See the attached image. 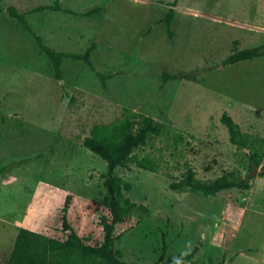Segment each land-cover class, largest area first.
<instances>
[{"label":"rangeland","instance_id":"obj_1","mask_svg":"<svg viewBox=\"0 0 264 264\" xmlns=\"http://www.w3.org/2000/svg\"><path fill=\"white\" fill-rule=\"evenodd\" d=\"M56 1L0 0V264L22 226L65 237L58 213L67 192L74 196L68 211L74 229L102 239L97 215L109 199L101 176L107 162L83 139L126 108L171 129L136 150L156 159L159 171L135 162L116 168L131 185L125 194L148 208L131 211L135 225L115 242L122 259L160 258L164 232V259L198 245L193 259L180 264H264V53L223 63L234 50L264 44V0H58L62 9L31 12ZM9 5L28 12L31 27L57 50L83 52L94 43L95 70L112 74L106 85L74 57L63 59L57 79ZM96 6L101 11L90 16L65 11ZM224 111L256 145L231 143ZM255 149L260 164L249 188L208 196L169 187L188 166L202 180L232 169L245 176Z\"/></svg>","mask_w":264,"mask_h":264},{"label":"trees","instance_id":"obj_2","mask_svg":"<svg viewBox=\"0 0 264 264\" xmlns=\"http://www.w3.org/2000/svg\"><path fill=\"white\" fill-rule=\"evenodd\" d=\"M44 9H62L58 0L54 4H42L34 7L31 12ZM9 15L18 21L33 37L41 53H44L50 60L54 75L57 79L62 78V62L66 57L82 59L100 77L102 84L106 85V79L112 74L95 70L90 55L95 46L91 43L83 52H67L57 50L45 43L29 24L28 12H22L15 5L7 7ZM65 11L80 15H94L101 11L100 6L92 7L85 11L77 12L73 9ZM174 16V9L165 15V23L169 36L174 35L171 23ZM264 53V44L254 47L234 50L223 59V63H234L243 59L259 56ZM180 74L173 75L174 77ZM172 76V75H171ZM167 74L164 73L163 81H166ZM221 122L227 127L229 139L237 148H248L255 144L257 138L244 134L239 123L224 111L220 117ZM170 126L163 121L156 119L149 113L126 108L120 118L109 122H99L92 126L90 133L83 139V145L91 151L99 154L107 162V171L102 173L103 185L107 190L109 199L106 203L98 204L99 213L97 224L103 231L101 240H95L92 232L79 234L69 221L68 211L74 202L72 193L67 192L58 217L61 230L65 233L64 238L46 235L29 227L19 228L12 249L4 264H133L122 259V251L115 246L123 234L132 228L136 222L131 221V211L135 208L147 210L145 204L137 203L125 194V190L131 185L116 172L118 166L128 167L135 162L144 169L159 171V163L149 155L139 156L137 148L146 145L152 136L167 133ZM256 145V144H255ZM250 166L260 164V153L258 149L248 153ZM264 175V169L260 172ZM251 176H242L236 169L225 170L212 179L202 180L196 176V172L188 166L179 180L169 183L172 190H190L191 192H202L208 196H215L218 192L237 187L249 188ZM96 203V202H94ZM120 227L119 229H117ZM165 233L162 232V254L160 258L149 264H180L193 259L198 245L178 256H168L164 259L166 250ZM223 264V263H221Z\"/></svg>","mask_w":264,"mask_h":264},{"label":"water","instance_id":"obj_3","mask_svg":"<svg viewBox=\"0 0 264 264\" xmlns=\"http://www.w3.org/2000/svg\"><path fill=\"white\" fill-rule=\"evenodd\" d=\"M256 170H257V165H256V164H253L252 170H251V172L249 173V175H250V176L253 175V174L256 172Z\"/></svg>","mask_w":264,"mask_h":264}]
</instances>
